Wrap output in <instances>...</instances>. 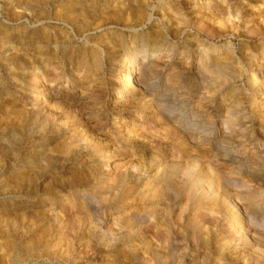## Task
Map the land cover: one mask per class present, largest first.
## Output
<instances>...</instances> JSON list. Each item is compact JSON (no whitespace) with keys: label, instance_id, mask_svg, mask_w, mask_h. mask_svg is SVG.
Returning <instances> with one entry per match:
<instances>
[{"label":"rangeland","instance_id":"rangeland-1","mask_svg":"<svg viewBox=\"0 0 264 264\" xmlns=\"http://www.w3.org/2000/svg\"><path fill=\"white\" fill-rule=\"evenodd\" d=\"M142 38L163 60L172 58L174 68L167 76L161 65L140 66L145 92L126 78L129 58L142 54L134 52ZM202 59L212 67L208 73L194 69ZM263 62L264 0H0V264H193L189 258L201 248L196 229L205 226L210 239L204 264H264V247L244 240L220 188L231 173L264 193V183L253 178L260 170L250 168L251 156L233 159L217 150L215 130L225 106L251 117L250 77ZM234 70L244 74L230 92L223 83ZM263 111L254 107L253 133L246 129L252 143L264 133ZM237 118L236 127L242 120ZM189 135L200 145H190ZM190 156L199 164L188 166ZM108 185L113 200L105 193ZM196 190L209 191L203 193L210 199V219L190 211L188 223L181 213L200 198ZM78 191L99 203L89 205ZM254 199L247 210L260 220L263 209L252 204L264 199ZM145 209L155 215L142 225L127 219L130 211L143 216ZM166 227L174 236L167 242ZM119 228L130 233L115 234ZM171 241L178 243L171 247Z\"/></svg>","mask_w":264,"mask_h":264},{"label":"bare ground","instance_id":"bare-ground-1","mask_svg":"<svg viewBox=\"0 0 264 264\" xmlns=\"http://www.w3.org/2000/svg\"><path fill=\"white\" fill-rule=\"evenodd\" d=\"M237 2V1H236ZM239 2V1H238ZM235 6V5H234ZM233 7V6H232ZM241 8V7H240ZM239 8V9H240ZM230 9V8H229ZM235 10V9H234ZM59 11V10H58ZM238 12V11H237ZM248 14H249V12H248ZM238 16V15H237ZM243 18V17H242ZM229 21V20H228ZM254 29V28H253ZM253 31V30H252ZM141 37V36H140ZM43 38V37H42ZM97 42V41H96ZM150 42V41H149ZM226 42V41H225ZM228 42V41H227ZM36 43V42H35ZM40 44V43H39ZM38 44V45H39ZM44 44V43H43ZM125 44V43H124ZM140 44V43H139ZM230 44V43H229ZM153 45V44H152ZM215 47V46H214ZM213 47V48H214ZM212 48V49H213ZM215 49H216V47H215ZM201 50V49H200ZM166 51V50H165ZM169 51V50H168ZM202 51H204V50H202ZM230 51V50H229ZM134 52H140V54H141V56L140 57H138V58H133L132 60H130V58H129V62H127V69H126V78H127V81L129 80L130 82H131V84H133V86H135L136 85V87L137 88H140L139 90H143V92H145L144 91V84L142 85V75H143V73H142V70H140V66H142V65H145V64H151V65H156V66H162V71H161V74L162 73H165V74H167V71L169 70L170 71V69H174L173 67H169L172 63H173V59L172 58H167L166 60L164 59L163 60V58L160 56V51L158 50V48L156 47V46H149V44H148V42H145V40H143V38H142V43H141V45H139V47H137V48H135L134 49ZM171 52V51H170ZM199 52V51H198ZM201 52V51H200ZM204 53V52H203ZM211 53H212V51H211ZM45 54V53H44ZM131 54H134V53H132V51H131ZM167 54V53H166ZM199 54V53H198ZM207 54V53H206ZM210 54V53H209ZM224 54V53H223ZM232 54V53H231ZM230 54V56H232ZM202 55V54H201ZM205 55V54H204ZM211 55V54H210ZM219 55V54H218ZM70 56V55H69ZM127 56H129V55H127ZM131 56V55H130ZM129 56V57H130ZM203 56V55H202ZM201 56V58H206L205 56L204 57H202ZM222 56V55H221ZM39 57V56H38ZM94 57V56H93ZM166 57V56H165ZM211 57V56H210ZM217 57H219V56H217ZM216 57V58H217ZM225 57V56H224ZM233 57V56H232ZM200 58V59H201ZM207 59V58H206ZM213 59H215V58H212L211 60H213ZM219 59V58H218ZM223 58H221V60H222ZM229 60L227 61V60H225V62L227 63V64H229L230 63V61H231V63H232V58L230 59V57L228 58ZM126 60V59H125ZM210 60V61H211ZM220 60V59H219ZM254 59L252 58V61H253ZM209 61V60H208ZM209 61V62H210ZM175 62H178V60L177 61H175ZM214 61H212V62H210L211 64V66H212V63H213ZM221 62V61H220ZM224 62V61H223ZM236 62V61H235ZM235 62L233 63V66L235 65ZM214 63H216V62H214ZM214 63H213V65H214ZM82 64V63H81ZM181 64V63H180ZM209 63L207 62V60L205 61V59L203 60L202 59V61H196V63H194V69L195 70H197V71H200V72H203V73H206L207 72V70L208 69H210V68H212V67H209V65H208ZM225 64V63H224ZM185 65H187V64H185ZM215 65H217V64H215ZM232 65V64H231ZM255 65H256V63H255ZM232 66V67H233ZM102 67V66H101ZM214 67V66H213ZM228 67V66H227ZM229 67H230V65H229ZM235 67H238L237 66V63H236V66ZM241 67V66H240ZM239 67V68H240ZM87 68V67H86ZM89 68H90V66H89ZM93 68H94V66H93ZM193 68V67H192ZM191 68V69H192ZM215 68V67H214ZM224 68V67H223ZM226 68V67H225ZM177 69V68H176ZM233 69V68H232ZM90 70V69H89ZM94 70H95V68H94ZM93 70V71H94ZM215 70V69H214ZM217 70V69H216ZM243 70V69H242ZM175 71V70H174ZM173 71V72H174ZM209 71V70H208ZM235 71V70H234ZM252 71H255V74L253 75V76H251L250 77V81H251V86H252V88H253V93H254V95L251 97V98H249L248 99V101H250V103H249V110L251 111V117H250V115H249V113H248V115H247V113L246 112H243L242 111V113H241V111H239V110H237L236 109V111H230L231 109L230 108H228V107H226L225 106V111H226V113H225V115L222 117V120H221V122H220V124H219V127H217V129H215L216 130V134H217V136H218V140H219V142L217 141V143H218V145L216 146L217 147V150H220L222 153H225V152H228L229 154H232L231 155V157L234 159V158H236V156H237V154L240 156V157H242V158H244V157H246V156H251V160H255V162H254V164H250L251 166H250V168L251 169H256V170H260V171H255V175L253 176V178L254 179H257V181H261L262 182V184L264 183V133L262 134V135H260L259 136V138H257V142L255 143H252V142H250V140H251V138L249 139L248 137L249 136H247V134H246V129L248 130L249 129V133H253V128H252V124L254 123V122H252V118H255L254 116L255 115H253L254 114V107H256V106H258V108L260 107V108H262V109H264V62L263 63H259V65L257 64L254 68H253V70ZM80 72V71H79ZM90 72V71H89ZM171 72V71H170ZM178 72V71H177ZM236 72V71H235ZM87 73H88V71H87ZM208 73V72H207ZM212 73V72H211ZM84 74V73H83ZM90 74V73H89ZM94 74V73H93ZM197 74V73H196ZM195 74V75H196ZM199 74V73H198ZM197 74V75H198ZM214 74V73H213ZM232 74V73H231ZM243 74L244 73H242V71H240V70H238L236 73H234V75L233 76H231V80L229 79L228 81H227V83L226 82H224L223 84H225V85H223V88H230L229 90H230V92L231 91H233L234 90V88H235V86H233L232 85V87H231V84L233 83V82H235L236 80H238V79H241L242 78V76H243ZM256 74H258V75H256ZM37 75V74H36ZM86 76V75H85ZM167 76H168V74H167ZM217 76H218V74H217ZM89 77V76H88ZM92 77V76H91ZM90 77V78H91ZM164 77V76H163ZM201 77V76H200ZM220 77V76H219ZM222 77V76H221ZM220 77V78H221ZM168 78V77H167ZM169 78H170V76H169ZM166 79V78H165ZM173 79V78H172ZM223 79H224V77H223ZM85 80H88V79H85ZM175 81H176V79H174ZM221 80V79H220ZM128 81V82H129ZM86 82H88V81H86ZM172 82V81H171ZM85 84V83H84ZM234 84V83H233ZM236 84V83H235ZM222 85V84H221ZM167 86H168V84H167ZM83 87V86H82ZM87 87V86H86ZM84 88V87H83ZM147 88V87H146ZM212 89H214V88H211V90ZM215 90V89H214ZM219 90V89H218ZM228 91V90H227ZM83 92V91H82ZM148 92V91H147ZM214 92V91H213ZM212 91L210 92V93H213ZM260 93V95L262 96L261 97V99L260 100H257V98H256V94L257 93ZM217 93V92H216ZM223 93V92H222ZM243 93H244V91H243ZM252 93V94H253ZM94 94V93H93ZM263 94V95H262ZM95 95V94H94ZM151 95V94H150ZM259 95V96H260ZM146 96H147V93H146ZM149 96V95H148ZM37 97V96H36ZM152 97V96H151ZM209 97V96H208ZM226 97H227V95H226ZM220 98H222V97H220ZM148 99H149V97H148ZM229 99V98H228ZM228 99L227 98H225L224 97V100H225V102H227L228 101ZM152 100V98H150V100H148V101H151ZM220 100V99H219ZM223 100V99H222ZM236 101H238V100H236ZM222 102V101H221ZM224 102V101H223ZM222 102V103H223ZM152 103H153V101H152ZM202 103V102H201ZM155 104V103H154ZM231 104V103H230ZM233 104V103H232ZM226 105V104H225ZM240 105H241V103H240ZM160 106V105H159ZM82 107V106H81ZM165 107V106H164ZM223 107V106H222ZM234 107V106H233ZM236 107V106H235ZM237 107H239V104H237ZM241 107V106H240ZM244 108V107H243ZM243 108H241L242 110H243ZM155 110H156V108H154ZM159 109H160V107H159ZM159 109L157 110V111H159ZM168 109V108H167ZM245 109V108H244ZM154 110V111H155ZM160 110H162V109H160ZM164 111H165V109H163ZM162 110V111H163ZM230 111V112H229ZM256 111V110H255ZM264 112V111H263ZM160 113V112H159ZM162 113V112H161ZM166 113H167V110H166ZM165 113V114H166ZM216 113V112H215ZM214 113V114H215ZM87 114V113H86ZM161 115V114H160ZM164 115V114H163ZM168 115V114H167ZM167 115H165L166 117H167ZM165 116L163 117V118H165ZM237 117H241V124H240V126L239 125H237V127H236V125H234L235 123H234V119L235 118H237ZM257 117V116H256ZM169 118V117H168ZM263 118V117H262ZM238 119V118H237ZM259 119V118H258ZM32 120H33V118H32ZM94 120V119H93ZM171 120V119H170ZM98 121V120H97ZM172 121V120H171ZM173 121H176V120H173ZM180 121V120H179ZM36 122V121H35ZM100 122V121H99ZM88 123V122H87ZM172 123V125H173V122H171ZM240 123V122H239ZM90 124V123H89ZM100 124V123H99ZM174 124H177V123H174ZM136 125V124H135ZM245 125V127H243ZM54 126V125H53ZM174 126V125H173ZM175 127V126H174ZM180 126L178 125V127H175V128H179ZM181 127H182V125H181ZM184 127V126H183ZM168 128V127H167ZM166 128V129H167ZM54 129V128H53ZM181 129V128H180ZM182 130V129H181ZM180 130V131H181ZM185 130V129H184ZM154 131V130H153ZM196 131V130H195ZM191 133H192V131H190ZM188 133V132H187ZM213 134H214V132H212ZM211 132H209L207 135L208 136H211V134H212ZM179 135V134H178ZM187 135V134H186ZM206 135V134H205ZM206 135V136H207ZM65 136V135H64ZM71 136V135H70ZM188 136V135H187ZM192 136H193V134H192ZM216 136V137H217ZM251 136V135H250ZM61 140V139H60ZM83 140V139H82ZM107 140V139H106ZM188 141H189V143H190V145L192 144L193 146H195V143L198 145L199 143H200V141L199 140H194L193 139V137H190V135H189V137H188ZM74 142V141H73ZM72 142V143H73ZM79 143V142H78ZM77 143V144H78ZM183 143V142H182ZM206 143V142H205ZM232 144V146H230ZM74 145V144H73ZM76 145V144H75ZM200 145V144H199ZM205 145V144H204ZM207 145V144H206ZM65 146H67V145H65ZM57 147V146H56ZM76 147H77V145H76ZM86 147V146H85ZM199 147V146H198ZM73 148H74V146H73ZM231 148H237V150L236 151H233V150H229V151H227L228 149H231ZM75 150V149H74ZM81 150V148H78L77 149V151H80ZM193 150V149H192ZM215 150V149H214ZM249 150H251V151H253V152H249ZM67 151H68V149H67ZM76 151V152H77ZM191 151V150H190ZM190 153V152H189ZM194 153V152H193ZM215 153V152H214ZM56 154V153H55ZM65 154V153H64ZM67 155V154H66ZM189 155V154H188ZM196 155V154H195ZM214 155V154H213ZM217 155H215L214 156V158L216 157ZM190 157H192V156H190ZM199 157V156H198ZM189 159V158H188ZM202 159V158H201ZM197 157L195 156V157H192V160H191V164H188V166L190 165H192V167L193 166H196L197 164H199V163H197L196 164V162H197ZM240 160V159H239ZM242 160V159H241ZM188 161H190V160H188ZM208 162V161H207ZM206 162V163H207ZM245 162V161H244ZM249 162V161H248ZM171 163V162H170ZM188 163V162H187ZM219 163V162H218ZM156 164V163H155ZM185 164V163H184ZM207 165V164H206ZM206 165H204V166H206ZM217 165V164H216ZM221 165V164H220ZM249 165V164H248ZM164 166V165H163ZM209 166H210V164H209ZM214 166H215V163H214ZM212 167V166H211ZM210 167V168H211ZM226 167V166H225ZM224 167V168H225ZM236 167H238V166H236ZM157 168V167H156ZM205 168H208V166L207 167H205ZM204 168V169H205ZM248 168V167H247ZM165 170H166V168H164ZM189 169H191V167H189ZM194 168H192V171H194L193 170ZM157 170V169H156ZM215 169H214V167H213V170L212 171H210V173H212L213 171H214ZM221 170V169H220ZM234 170V169H233ZM202 171H203V169H202ZM201 171V172H202ZM205 171H206V169H205ZM209 171V170H208ZM230 171V170H229ZM159 172V171H158ZM223 172V171H222ZM191 173V172H190ZM217 173V172H216ZM225 172H223V174H224ZM228 173V172H227ZM237 173V172H236ZM160 174V173H159ZM199 174V173H198ZM197 174V175H198ZM215 173H213V175H214ZM229 174V175H228ZM228 174H226L227 175V178H225V176L226 175H224V178L223 179H226V181L227 182H225V181H222V184H220L221 186H220V188H223V189H221V190H223V192H222V194L223 195H221L222 196V204H223V206H225V210H228V212L230 213V214H235L236 215V218H238V220H239V224H240V228H239V231H240V233H242V236H244L243 238H244V240L246 241H249V242H251V245L250 246H254V245H257V246H259V245H261V246H263L264 247V215H263V217L259 220H257L256 219V217L255 216H253V215H251V214H249L248 213V210H247V206L248 205H251V200H253L254 198H255V196L256 197H258L259 199H264V193H261V192H259L258 190H257V188L254 186V185H251V183H249V182H246V181H243V180H236V179H234V178H232V176L230 175L231 173H228ZM187 175H189V173H187ZM192 175V174H191ZM200 175V174H199ZM198 175V176H199ZM217 175V174H216ZM216 175H214L215 177H216ZM213 176V177H214ZM219 176H221V175H218V177ZM160 177V176H159ZM187 177V176H186ZM189 177V176H188ZM195 177V176H194ZM212 176H211V178H213ZM214 177V178H215ZM217 177V178H218ZM221 177H223V176H221ZM221 177H219L220 179H221ZM137 178V177H136ZM196 178V177H195ZM201 178V177H200ZM208 178V177H207ZM207 178H205V179H207ZM213 178V179H214ZM216 178V179H217ZM109 179V178H108ZM135 179V178H134ZM189 179H190V177H189ZM193 179V178H192ZM202 179H204V177L203 178H201L200 180H202ZM186 180V179H185ZM194 180V179H193ZM193 180H191V181H193ZM197 180H199V179H197ZM101 181V180H100ZM99 181V182H100ZM115 181V180H114ZM165 181V180H164ZM187 181H189V180H187ZM186 181V182H187ZM205 181V180H204ZM208 181H209V178H208ZM214 181H215V179H214ZM214 181H212L211 183H214ZM218 181H220V180H218L217 179V181L216 182H218ZM106 182V181H105ZM120 182V181H119ZM155 182V181H154ZM172 182V181H171ZM194 182V181H193ZM196 182V181H195ZM198 182V181H197ZM118 183V182H117ZM183 183V182H182ZM182 183H181V185H178V186H182ZM192 183V182H191ZM190 183V184H191ZM210 183V184H211ZM219 183V182H218ZM218 183H216V184H218ZM221 183V182H220ZM231 184L232 186H233V189L234 190H230V189H228V187H225V186H227L228 184ZM110 184V183H109ZM147 184V183H146ZM145 184V185H146ZM179 184V183H178ZM185 184V183H184ZM183 184V186H185ZM198 184V183H197ZM204 184H207L206 183V181H205V183ZM209 184V183H208ZM99 185V184H98ZM114 185V184H113ZM192 185H194V184H192ZM223 185V186H222ZM117 186H119V185H117ZM196 186V185H195ZM201 186V185H200ZM210 186V185H209ZM218 186V185H217ZM100 187H101V185H100ZM103 187L104 186H102V190H103ZM149 187V186H148ZM154 187V186H153ZM194 187V186H193ZM205 187H207V188H210V187H208V186H205ZM97 188V187H96ZM105 188V193H106V195H107V193H109V197L113 200V196H115V194L114 193H112L113 192V190H111V188L109 187V185H108V188L106 189V186L104 187ZM113 188H114V186H113ZM116 188H118V187H116ZM125 188V187H124ZM147 188V187H146ZM150 188V187H149ZM149 188H148V190H149ZM164 188V187H163ZM170 188H172V187H170ZM190 188H192L191 186H190ZM195 188V187H194ZM198 188H201V187H198ZM216 188V187H215ZM95 189V188H94ZM93 189V190H94ZM98 189V188H97ZM121 189H122V186H121ZM151 189V188H150ZM156 189L158 190V187H156ZM179 189H180V187H179ZM183 189V188H182ZM188 189V188H187ZM193 189V188H192ZM214 189V188H213ZM217 189H219V188H217ZM92 190V191H93ZM96 190V189H95ZM117 190V189H116ZM120 190V189H119ZM124 190V189H123ZM151 190H154L155 191V189L153 188V189H151ZM178 190V189H177ZM181 190V189H180ZM189 190V189H188ZM187 190V191H188ZM205 190H207V189H205ZM205 190H202V193H198L197 192V190L195 191V192H193V193H195V195H198L199 194V196H200V198L198 197V198H196V199H193L192 201H191V204L192 205H190L191 207H190V209H187V208H184L183 210H182V219H184V220H187V222L188 221H190V220H188L189 219V217L187 216V214H185V213H188V215H190V211H192L194 214H195V216H197V217H199L201 220H203L204 222L206 221V220H208V216H210V214H211V210H210V207H209V203H210V199H209V197H207V195H205V194H207V192H209V191H205ZM99 191H100V189L98 190V193H99ZM121 191V190H120ZM125 191H128V189L127 190H125ZM150 191V190H149ZM159 191V193H160V195L164 198V197H166L165 199H167V198H169L168 197V195H169V193L167 194V191H165V189H159L158 190ZM185 191V190H184ZM191 191V190H190ZM194 191V190H193ZM212 191L213 190H211L210 191V193H212ZM218 191V190H217ZM82 192V191H81ZM115 192V191H114ZM124 192V191H123ZM129 192V191H128ZM148 192V191H147ZM181 192V191H180ZM199 192H201V191H199ZM203 192H205V194L203 193ZM214 192V191H213ZM242 192H244L243 194H246L244 197L245 198H241V194H242ZM78 193L80 194V197H82V198H84L85 200H88V203H89V205H90V203L92 204V203H96V202H98L99 203V200L97 199V198H95L94 199V197H92V196H88L89 194L88 193H80L79 191H78ZM92 193H94V192H92ZM101 193V192H100ZM103 193V192H102ZM125 193V192H124ZM155 194L156 193V191L155 192H151V195L153 196V194ZM182 193V192H181ZM188 193H189V191H188ZM188 193H186V194H188ZM192 193V195H194ZM196 193H198V194H196ZM215 193V192H214ZM218 193V192H217ZM216 193V194H217ZM221 193V192H220ZM88 194V195H87ZM122 194V193H121ZM191 194V193H190ZM213 194V193H212ZM215 194V195H216ZM242 194V195H243ZM103 195H105V194H103ZM105 195V196H106ZM148 195H150V193L148 194ZM147 195V196H148ZM150 195V197H152ZM156 195V194H155ZM154 195V197L156 198L157 197V195L155 196ZM175 195V194H174ZM211 195V194H210ZM215 195H213L214 196V198L217 196H215ZM129 196H131V195H129ZM141 196V195H140ZM209 196V195H208ZM212 196V195H211ZM210 196V197H211ZM101 197V196H100ZM144 197V196H143ZM146 197V196H145ZM186 197H188L187 195H186ZM189 197H191V196H189ZM188 197V198H189ZM197 197V196H196ZM254 197V198H253ZM103 198H104V196H103ZM102 198V199H103ZM145 199H147V197L145 198ZM151 199V198H150ZM170 199V198H169ZM169 199H168V201H169ZM189 199H191V198H189ZM188 199V200H189ZM212 199V198H211ZM243 199L245 200V202L246 201H248V202H250V203H245L244 201H243ZM257 199V198H256ZM106 200V199H105ZM215 201H216V199H214ZM213 200V201H214ZM255 200V199H254ZM109 201V200H108ZM142 201V200H141ZM150 201V200H149ZM166 200H163L162 201V205L165 207V205H166V202H165ZM187 201V200H186ZM190 201V200H189ZM264 201V200H263ZM101 202V201H100ZM160 202V201H159ZM158 201H157V203H159ZM209 202V203H208ZM255 202V201H254ZM260 202H262V201H260ZM128 203V202H127ZM156 203V202H155ZM185 205V204H184ZM210 205H212V204H210ZM256 206V208H258L259 210H260V208H262L263 209V214H264V202H262V203H254V204H252V206ZM158 206H159V204L157 205V209H158ZM153 207H155V206H153ZM162 207V206H161ZM187 207V206H186ZM120 208H122V206L120 207ZM211 208H213V207H211ZM186 209H187V212H186ZM258 209H256V210H258ZM261 209V210H262ZM141 210V209H140ZM147 209H145L144 211H146ZM150 210H152V209H150ZM155 210V209H154ZM166 210V209H165ZM149 211V210H148ZM148 211H146L147 213H142L141 212V214L143 215V216H138L137 214H135L133 211H130L129 212V217L127 218V219H131V220H133V221H136V225H138V223L140 224V225H142V223H145V219L147 218L148 220L147 221H149L150 220V217H148V215L149 216H152L151 214H153V212L151 213V212H149V214H148ZM164 211V210H163ZM162 211V212H163ZM155 212H156V210H155ZM227 212V211H226ZM128 213V212H127ZM126 213V214H127ZM160 213H161V211H160ZM193 213H191V214H193ZM207 213H208V215H207ZM210 213V214H209ZM139 214V213H138ZM140 214V215H141ZM193 214V215H194ZM153 215H155V214H153ZM159 215V214H158ZM164 215V214H163ZM196 217V218H197ZM240 217V218H239ZM192 218V217H191ZM193 218H194V216H193ZM83 219V218H82ZM141 219H143V220H141ZM152 219V218H151ZM163 219H167V218H163ZM181 219V218H180ZM210 219V218H209ZM86 220V219H85ZM193 220V219H192ZM79 221V220H78ZM151 221H153V220H151ZM202 221V225H203V222ZM132 222V221H131ZM199 222H201V221H199ZM199 222H197L198 224H199ZM151 223V222H150ZM158 223V222H157ZM171 223V222H170ZM189 223V222H188ZM191 223V222H190ZM196 223V224H197ZM207 223V222H206ZM104 222H101L100 223V225H98L97 224V230H98V232H99V234H100V236L103 234L104 235V232L101 230L103 227H104ZM148 224H149V222H148ZM195 224V225H196ZM75 225V224H74ZM146 225V224H145ZM128 226V225H127ZM126 226V227H127ZM148 226V225H147ZM146 226V227H147ZM156 226V225H155ZM159 226V225H158ZM170 226V225H169ZM168 226V228H170ZM199 226H201L200 224H199ZM205 225H203V227H204ZM149 227V226H148ZM172 227H173V225H172ZM190 227V226H189ZM206 227V226H205ZM203 228L202 229V227H197V233H195V235H196V239L198 240V244H200L201 245V248L200 249H198V251H197V254H193V256L195 255V257H196V255H197V259L195 258V257H193V256H191L190 258H189V256L192 254H189V256H188V258H189V260L193 263V264H195L196 262H198L199 264H204V261H206L205 259H206V254H205V251H207L206 249H205V247H207V246H209L208 245V238H209V229L208 228ZM70 228V227H69ZM133 228V227H132ZM125 229V228H124ZM155 229V228H154ZM170 229H172V228H170ZM194 229V230H195ZM68 230V229H67ZM110 230V229H109ZM118 231H115V234H118V235H121V233H122V235L124 236V232H125V230H122L121 228H119V229H117ZM167 230V227L165 228V234H163L164 235V237L162 236V235H160V236H162L165 240H166V242H167V240H172L173 239V235H172V239H171V236H170V234L166 231ZM169 230V229H168ZM173 230V229H172ZM175 230V229H174ZM104 231H105V229H104ZM127 231H129V233H130V230H128V228H127ZM155 231H156V229H155ZM106 232V231H105ZM111 232V231H110ZM169 232L171 233V231L169 230ZM196 232V231H195ZM114 233V232H113ZM128 232H126V234L125 235H127V234H129ZM153 233V232H152ZM235 233V232H234ZM64 234V233H63ZM158 234V233H157ZM160 234V233H159ZM173 234H175V237H176V232L174 233L173 232ZM179 234V233H178ZM192 234H193V232H192ZM67 235V234H66ZM97 235V234H96ZM154 235V234H153ZM194 235H192V237H193ZM170 237V239H168ZM162 238V239H163ZM194 238V237H193ZM176 239V238H175ZM210 239V238H209ZM165 240H164V242H165ZM193 240V239H192ZM241 240V239H240ZM66 241V240H65ZM163 241V240H162ZM245 241H244V243H245ZM172 242H175V241H171V244H169L168 243V245H170L171 247H172ZM176 243H178V241L177 242H175V243H173V244H176ZM193 243V242H192ZM86 244V243H85ZM167 244V243H166ZM179 244H180V242H179ZM182 244H183V242H182ZM182 244H180V245H182ZM185 244V243H184ZM248 244V243H247ZM193 245V244H192ZM167 246V245H166ZM177 246H179V245H176V247L175 246H173L175 249H179V248H181L180 246L179 247H177ZM195 246H197L196 244H195ZM163 247V246H162ZM182 247H184V246H182ZM192 247V246H191ZM168 248H169V246H168ZM198 248V247H197ZM145 249V248H144ZM183 249H185V248H183ZM186 250V249H185ZM252 250V249H251ZM151 252H153V251H151ZM159 252V251H158ZM172 252V251H171ZM168 253H169V251H168ZM179 253V252H178ZM185 253V252H184ZM152 254H155V253H152ZM180 255V254H179ZM170 256V255H169ZM134 257V256H133ZM152 257V256H151ZM194 259H196V260H194ZM169 263V262H168ZM206 263V262H205ZM172 264V263H171Z\"/></svg>","mask_w":264,"mask_h":264}]
</instances>
